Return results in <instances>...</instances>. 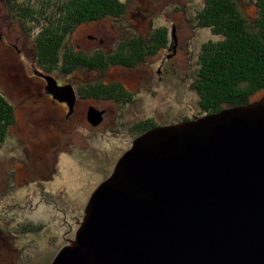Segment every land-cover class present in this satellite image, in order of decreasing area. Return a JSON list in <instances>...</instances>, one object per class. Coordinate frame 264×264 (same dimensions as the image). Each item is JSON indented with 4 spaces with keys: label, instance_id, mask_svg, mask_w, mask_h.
<instances>
[{
    "label": "rangeland",
    "instance_id": "obj_1",
    "mask_svg": "<svg viewBox=\"0 0 264 264\" xmlns=\"http://www.w3.org/2000/svg\"><path fill=\"white\" fill-rule=\"evenodd\" d=\"M121 1L127 5L124 15L79 25L64 48L110 53L123 39L147 38L156 29L167 32V47L135 68L52 74L77 95L66 121V109L51 101L34 58L37 31L25 33L8 1L0 0V92L15 110L0 148V264H51L72 244L91 195L137 138L131 126L145 120L166 126L207 115L200 114L199 97L190 87L204 44L220 39L198 26L197 12L206 0ZM239 9L256 19V0H239ZM94 81L121 83L134 102L79 97L77 90ZM262 99L264 91L251 97L253 103ZM90 107L103 112L96 127L87 120Z\"/></svg>",
    "mask_w": 264,
    "mask_h": 264
},
{
    "label": "water",
    "instance_id": "obj_2",
    "mask_svg": "<svg viewBox=\"0 0 264 264\" xmlns=\"http://www.w3.org/2000/svg\"><path fill=\"white\" fill-rule=\"evenodd\" d=\"M44 78L72 114L73 86ZM51 264H264V99L138 136Z\"/></svg>",
    "mask_w": 264,
    "mask_h": 264
},
{
    "label": "trees",
    "instance_id": "obj_3",
    "mask_svg": "<svg viewBox=\"0 0 264 264\" xmlns=\"http://www.w3.org/2000/svg\"><path fill=\"white\" fill-rule=\"evenodd\" d=\"M7 1L11 17L21 20L24 32L37 31L34 58L46 77L54 73L67 77L79 68L87 71H104L109 66L135 68L167 47V32L156 29L147 38L134 35L123 39L110 53L98 51L88 55L64 48L66 38L79 25L124 15L127 5L121 0ZM256 6L258 14L254 20L242 15L239 0H206L197 12L198 26L220 38L204 44L196 78L190 86L199 97L200 114L252 104L253 94L264 91V0H256ZM77 91L83 99L102 97L120 105L134 102L133 95L119 82L105 85L94 81ZM14 111V106L0 92V148L8 136V128L15 123ZM157 126L152 120H145L131 126L129 132L138 137Z\"/></svg>",
    "mask_w": 264,
    "mask_h": 264
},
{
    "label": "flooded vegetation",
    "instance_id": "obj_4",
    "mask_svg": "<svg viewBox=\"0 0 264 264\" xmlns=\"http://www.w3.org/2000/svg\"><path fill=\"white\" fill-rule=\"evenodd\" d=\"M58 82V81H57ZM59 85H62V84H60V83H58ZM64 85V84H63ZM43 88H45V85H43ZM45 94L47 95L48 93L47 92H45ZM78 94V93H77ZM49 97H50V99H52L51 101L52 102H55L56 104H58V105H60L61 107H63V108H65L66 109V111H65V113L62 115L63 117H64V119H66V121H68L69 119H70V117L72 116V114H69V109H68V107H67V105H66V103H61V102H58V101H56V100H54L53 98H52V96L51 95H49ZM76 103H77V100H76ZM76 106V105H75ZM67 124V123H66Z\"/></svg>",
    "mask_w": 264,
    "mask_h": 264
}]
</instances>
